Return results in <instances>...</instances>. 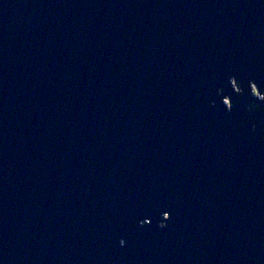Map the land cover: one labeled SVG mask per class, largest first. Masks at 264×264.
<instances>
[{"label":"water","instance_id":"1","mask_svg":"<svg viewBox=\"0 0 264 264\" xmlns=\"http://www.w3.org/2000/svg\"><path fill=\"white\" fill-rule=\"evenodd\" d=\"M0 264H264V0H0Z\"/></svg>","mask_w":264,"mask_h":264},{"label":"rangeland","instance_id":"2","mask_svg":"<svg viewBox=\"0 0 264 264\" xmlns=\"http://www.w3.org/2000/svg\"><path fill=\"white\" fill-rule=\"evenodd\" d=\"M232 87L234 88V90L236 89L234 86H232ZM252 91H253V96H254V97H259V98H262V97H263V95H258V94L256 93L255 89L252 88ZM224 102L227 104L228 100L225 99Z\"/></svg>","mask_w":264,"mask_h":264},{"label":"trees","instance_id":"3","mask_svg":"<svg viewBox=\"0 0 264 264\" xmlns=\"http://www.w3.org/2000/svg\"><path fill=\"white\" fill-rule=\"evenodd\" d=\"M235 86H236V84H235Z\"/></svg>","mask_w":264,"mask_h":264}]
</instances>
